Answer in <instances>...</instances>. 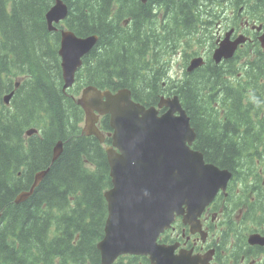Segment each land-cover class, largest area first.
I'll list each match as a JSON object with an SVG mask.
<instances>
[{
    "label": "trees",
    "instance_id": "trees-1",
    "mask_svg": "<svg viewBox=\"0 0 264 264\" xmlns=\"http://www.w3.org/2000/svg\"><path fill=\"white\" fill-rule=\"evenodd\" d=\"M56 0H0V264H101L97 244L104 235L107 205L104 193L111 187L104 146L82 133L83 112L71 96L85 86L100 90L127 88L135 101L154 98L161 90L168 63L159 49L148 48L143 23L150 11L140 0H61L68 8L64 22L48 31L46 13ZM164 1L163 55L174 52L185 27L177 29L170 0ZM168 9V11H166ZM187 20L189 15L184 13ZM129 21L128 26L124 22ZM63 27L78 37L95 35L97 43L82 59L76 83L63 93L58 55ZM154 37L155 34L153 33ZM157 40V37L154 39ZM246 55L243 53L242 57ZM259 72L255 95L263 113L264 54L258 53ZM252 69V66H251ZM212 89L223 91L219 70L213 69ZM251 70L249 77L251 76ZM23 77V78H20ZM14 79L19 83L14 89ZM22 80L21 84L20 81ZM189 84L176 95L188 117L192 103ZM13 92L10 105L3 98ZM226 90L224 103L229 104ZM233 96L235 109L227 120H250V102ZM203 104V102H198ZM213 104L212 98L206 102ZM227 109V108H225ZM99 129L111 131L109 117ZM264 122V118L260 123ZM34 128L38 134L26 136ZM260 128H264L260 124ZM61 141L63 151L52 162L53 149ZM108 141V138H107ZM212 163L233 169L225 142L208 139ZM48 169L34 193L24 202L15 198L29 190L37 172ZM115 264H149L146 258L120 257Z\"/></svg>",
    "mask_w": 264,
    "mask_h": 264
},
{
    "label": "water",
    "instance_id": "water-1",
    "mask_svg": "<svg viewBox=\"0 0 264 264\" xmlns=\"http://www.w3.org/2000/svg\"><path fill=\"white\" fill-rule=\"evenodd\" d=\"M67 15V6L56 0L45 16L48 30L56 31L54 25L63 22ZM97 40L95 35L78 37L67 29L60 30L58 54L64 92L74 85L82 58L91 52ZM245 41L244 36L233 42L225 38L213 54L214 61L219 63L232 57L237 46ZM259 42L264 52V31ZM202 64L201 58L192 59L187 71ZM11 96L12 93L4 97L6 105ZM75 101L84 112L86 136L104 142L96 126L100 116H109L113 130L111 146L106 148L112 187L104 194L108 214L104 237L97 244L101 264H113L127 254L147 256L151 264H192L185 254L174 255L175 246L159 245L157 239L177 216L183 217L191 231H199L198 218L217 193L225 191L232 175L206 164L200 153L191 151L195 133L179 98L161 97L157 106L166 107L167 111L160 115L155 107L146 108L134 102L129 89L113 93L87 86ZM35 133L31 129L26 134ZM62 151L59 141L53 149L52 162ZM47 172L48 169L36 173L30 189L17 195L15 203L26 201ZM261 239L251 237L256 243H262Z\"/></svg>",
    "mask_w": 264,
    "mask_h": 264
},
{
    "label": "flooded vegetation",
    "instance_id": "flooded-vegetation-1",
    "mask_svg": "<svg viewBox=\"0 0 264 264\" xmlns=\"http://www.w3.org/2000/svg\"><path fill=\"white\" fill-rule=\"evenodd\" d=\"M170 2L178 22L176 28L185 27L188 30L185 35L179 36L177 50L173 53L178 56L185 53L179 66L181 76H168L166 68L159 93L152 99L143 97V101L138 102L146 108L155 107L158 113L163 114L167 108L157 107L160 97L177 96V87L189 84L188 96L192 103L189 122L195 133L191 151L200 153L205 163L214 165L212 161L217 159L211 156L212 150L207 140L225 142L231 150L230 155L223 158L230 159L233 169H222L229 170L233 178L226 188L227 194L219 193L199 218L202 234L192 233L182 217H176L171 227L160 235L159 244L177 245L174 254L182 252L192 264H264V241L250 243L252 236L264 239V191L252 181H264V128L256 126L255 113L248 114L251 118L246 121L242 115L239 120L226 119L228 109L236 108L233 104L234 93L241 98L239 110L244 100L252 103L249 109L257 108L253 94L259 72L258 53L262 51L264 54L259 42L264 31V0ZM144 5L150 11V18L145 19L143 30L145 42L152 53V49L163 46L164 1L149 0ZM184 13L189 15L187 20ZM128 25L129 21L124 22V26ZM239 36H244L246 41L237 46L232 57L216 63L213 54L219 43L225 38L233 42ZM244 52L246 55L242 57ZM195 58H201L203 64L188 72L187 67ZM213 69L220 71L226 88L210 93ZM259 80L264 83V78ZM226 90L231 91L227 105L224 103ZM210 98L213 101L211 106L206 104ZM198 102L203 104L199 105ZM260 124L264 125V122Z\"/></svg>",
    "mask_w": 264,
    "mask_h": 264
},
{
    "label": "rangeland",
    "instance_id": "rangeland-1",
    "mask_svg": "<svg viewBox=\"0 0 264 264\" xmlns=\"http://www.w3.org/2000/svg\"><path fill=\"white\" fill-rule=\"evenodd\" d=\"M159 52H160V60L159 63L161 62H166L168 63V67H167V73L168 76H172L173 78H177L179 76H181V72L179 70V66L182 63L183 59H184V54L183 53L181 56H178L177 53L173 54V55H163V46H159L158 47ZM189 53V52H187ZM263 83V82H262ZM253 98L255 99V106H257V108L254 107L255 109V115H254V122L256 124L257 127H259L260 125V120H261V115L258 114L257 109L259 107H261V105L259 104L258 100H257V96L255 94H253ZM262 100L264 101V95L262 94ZM262 108H264V105H262Z\"/></svg>",
    "mask_w": 264,
    "mask_h": 264
},
{
    "label": "bare ground",
    "instance_id": "bare-ground-1",
    "mask_svg": "<svg viewBox=\"0 0 264 264\" xmlns=\"http://www.w3.org/2000/svg\"><path fill=\"white\" fill-rule=\"evenodd\" d=\"M160 114V113H159ZM193 148V147H192ZM191 149V148H190ZM227 190V189H226ZM218 196V195H217ZM177 250V249H176Z\"/></svg>",
    "mask_w": 264,
    "mask_h": 264
}]
</instances>
